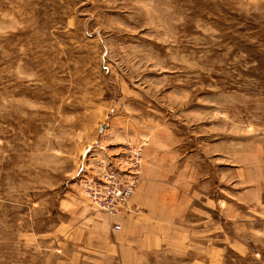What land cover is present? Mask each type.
<instances>
[{"label": "rangeland", "instance_id": "374dc122", "mask_svg": "<svg viewBox=\"0 0 264 264\" xmlns=\"http://www.w3.org/2000/svg\"><path fill=\"white\" fill-rule=\"evenodd\" d=\"M0 264H264V0H0Z\"/></svg>", "mask_w": 264, "mask_h": 264}, {"label": "built area", "instance_id": "2783aa9c", "mask_svg": "<svg viewBox=\"0 0 264 264\" xmlns=\"http://www.w3.org/2000/svg\"><path fill=\"white\" fill-rule=\"evenodd\" d=\"M103 166L82 175L78 185L82 197L103 214L118 215L131 197L135 185L134 177L124 179L115 169ZM118 230V227H114Z\"/></svg>", "mask_w": 264, "mask_h": 264}]
</instances>
